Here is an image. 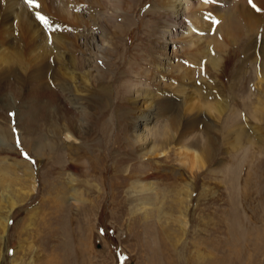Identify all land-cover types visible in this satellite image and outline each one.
<instances>
[{
  "label": "rangeland",
  "instance_id": "374dc122",
  "mask_svg": "<svg viewBox=\"0 0 264 264\" xmlns=\"http://www.w3.org/2000/svg\"><path fill=\"white\" fill-rule=\"evenodd\" d=\"M163 1L125 0L115 19L119 29L108 33L87 14L94 37L87 47L102 45L111 53L95 60L87 51L70 50L92 64L85 67V87L79 65L65 67L75 91L95 110L84 124L75 120L84 131L78 136L57 135L43 117L37 119L41 129L27 134L22 113L36 85L0 82V128L10 130L9 140L0 141V264H264V84L254 66L264 9L251 31L256 24L238 23L242 0H206L195 15L204 17L202 36L216 33L220 42L215 36L214 46L201 40L188 47L180 40L189 19ZM257 3L248 0L247 6L256 9ZM220 25L229 26L227 35L217 32ZM10 29V36L0 37V58L13 57L10 47L21 36ZM105 34L112 35V47L103 43ZM25 39L37 41L33 53L48 43L35 35ZM13 65L25 76L27 65ZM177 88L184 90L180 97ZM137 97L144 107L168 105L147 124L143 151L128 144ZM210 106L218 111L206 114ZM157 131L164 143L151 152L159 145ZM53 141L59 154L48 151ZM72 153L76 171L68 167ZM27 169L31 179L24 176ZM143 183L152 185V194Z\"/></svg>",
  "mask_w": 264,
  "mask_h": 264
},
{
  "label": "bare ground",
  "instance_id": "6f19581e",
  "mask_svg": "<svg viewBox=\"0 0 264 264\" xmlns=\"http://www.w3.org/2000/svg\"><path fill=\"white\" fill-rule=\"evenodd\" d=\"M183 1L187 2V5H185ZM199 1L200 2L197 5L196 3L198 2V0H164L163 3L161 2V4L162 6L166 8L171 7L173 10H175L177 6H179L178 8H181V11H183V15L187 19H189L188 29L182 28V30L184 31L185 37L184 39L182 38L183 40H180V41L182 42L184 41L183 42L184 45L188 47H190L191 45H194V47H196L199 41L204 40L205 44L208 45L209 47L214 46L213 38L215 36H216L214 38L215 42L216 43L220 42L219 39H216V38H219L216 33L212 37L202 36L203 29H201V27L205 25L203 24L204 17H202L199 20V18L195 15V13L197 12L194 11V9L205 8L207 6L206 5L207 3H206V0H199ZM258 1L260 2V3H257L258 7L254 9V8H248L247 6L248 0H242L244 7H241L243 8L242 11L240 9L241 13H240L238 23L239 24L241 23L243 25H246L248 23L250 26L251 25L253 26L256 24L255 27H250L251 31L252 30L256 31V27H257V24L259 22L258 20L260 17L259 9L261 7L264 9V0H258ZM24 4H27L29 6V9H27L24 6ZM124 4H125V0H34L33 4L31 5L29 3H26L25 0H0V37L7 36L8 33H9L8 36H10L11 35L10 27L13 25L14 27H16V29L14 30L17 32V34L21 35L19 39L17 38L18 44L16 45L17 46L22 45L18 47L16 45H11L10 52H13V50H15L13 57L12 56L10 57V53L9 54L5 53L3 57L0 58V65L2 67L0 70L1 72L0 82L6 78H9L12 80L14 79L15 81L14 83L20 86H23L25 84H30V83H32L33 85H36L35 88L31 89V91L35 95L33 98L30 97L29 101H27L25 110L22 113L24 116V119L26 117L25 122H23L24 124H22V127L24 130H26L25 132L27 134L28 132L34 131V129L35 130L41 129L38 126V123L40 121L39 122L37 121L39 117L41 118L43 117V119L46 121L47 124L50 123V126L54 127V130L57 133V135L58 133H63L64 131L65 133H67V131H69L73 135L78 136L82 132H84L80 130L81 126L78 127V124H75V120L77 119L79 124L80 123L84 124V121L87 122L91 118H93L95 116V113H94L95 110L91 106L93 103L90 101H87L88 99L85 96L80 95L79 94L80 90L78 91L79 93L75 91V89L77 88L74 85L75 79H73V77L71 76L70 70H68L67 72L65 67L68 63H70L71 66L73 67H75L76 65H79L78 68H80L79 69L80 72L77 71L78 73L77 72L76 73L77 75L79 74L81 76V83L83 84V87H85L86 72H87V70H85V67L86 68L87 66L90 67L92 64L90 62H87L83 58H79L77 56L78 54H76L74 51L76 52L79 51L81 53L87 51L90 53L91 56H94L95 60H98V59L101 60V58L106 60L110 56V53H111L109 48H103L102 45L98 47V49H94L95 47L92 49L87 47L89 45L87 43L88 40L90 38L94 39L93 33H92L93 25L90 24V20H88L87 14L91 15L90 18H92V21H94L98 25L99 29L105 30V32L108 33V28L112 29V27H114V30H115V27H116L119 29V23L116 22L115 19L116 17H118L117 14H120L122 11L124 12V9H123ZM78 7H81L87 10L82 11L83 9L82 10L78 9ZM190 7H191V10H190ZM36 9H39V10H36ZM245 9H247L246 10L247 15L245 14L246 16L242 14L243 12H245L244 11ZM199 13L204 15L206 12L201 11ZM38 16H41V17L44 16L46 23H42L40 20H38L37 18ZM226 23L228 25L230 24L228 21L225 22V25ZM225 25L224 26L220 25L217 29V32L225 33V35H227L229 26L227 27ZM176 26L179 29L181 28L180 25H176L174 22V28ZM165 27L168 28L169 26H165ZM174 28L170 32L174 33L177 30ZM166 30H169V29H166ZM231 31L232 30L230 29V32ZM176 33H178V31ZM30 35L39 36L42 39H45L48 41V43L44 44L43 47L41 46L43 48L41 51L39 50L40 48L37 49L40 52L35 51V53H33V48L35 49V45L37 42L35 41L34 43L35 38L33 36L32 37L34 39L31 40L30 45L29 43L26 42L25 38L28 36L30 37ZM105 35L106 36H105V39H103V43H106L108 46L112 47V45H114L112 38H111L112 35L110 34H105ZM79 39H82L83 41L80 43ZM206 45H204V47H206ZM254 46L256 47L255 53L258 56V58H256V61L254 63L255 73L257 74V77L259 79L258 81L259 84H264V39L262 38L257 39ZM67 48L68 50H66ZM165 48H166L165 46L164 47L162 46V48L160 49L165 50ZM71 49H74V51L71 52L70 51ZM195 49L196 48H194V50ZM200 49H204V48L200 47ZM182 54L185 55L186 52L185 54L182 52ZM12 59L15 60V63H13L12 61H11L12 63L11 62L9 63V61ZM13 64H17L18 66H21V67L27 65L28 67L23 68L25 69V72H27L25 76H22L21 74H19L17 67H14L15 65ZM189 73L190 72L188 71H186L185 73L182 72L181 77L185 78L187 77ZM151 77H154V76L151 75ZM47 79H48V82H47ZM184 85H181V86L183 87ZM137 89H139V87ZM263 90H264V87L263 85H261V96L264 95ZM176 92H177V96H179L178 93L184 94L183 88H177ZM134 94L138 96L139 94L138 90L134 91ZM92 95L94 94L91 93V96ZM148 98L149 97L147 95V99ZM151 99H153V97H150L149 101H151ZM48 103L51 104V107H53L54 109L50 110V107H49L48 108L49 110L48 109L45 110L46 107L44 106ZM132 103H133L132 105L135 106L134 108L136 110V113H135V118L132 120L130 124L131 130L127 131L129 132V136H130L129 137L130 140L128 144L134 145L136 149L139 147L138 150L143 151L146 149L145 148L146 142H149L147 139V136L145 135V132H146L145 129H146L147 124L153 120L154 115H157L158 112L159 114L163 113L167 109L165 107H167L168 105L163 103L162 101H157L156 104L152 102L149 104L148 107H144L143 105H139L140 103H138V97L134 99ZM199 108L200 106L198 105V109ZM217 111H218V107L210 106L208 110L206 111V114L211 113V112L216 113ZM56 119L58 120V122L55 121ZM198 121L200 120H197V124H198ZM168 127H171V125ZM4 129L5 128L3 129L0 128V133L2 131L4 132V134L0 135V141L7 142L9 140L8 138L10 135L8 131L10 130L9 129L4 130ZM33 133L36 134L38 132L35 131ZM160 133H162V135H160ZM153 134H154L153 135L154 138L158 137L157 142L159 143L160 146L159 145L152 146L151 152L153 150L157 151V148L161 147L164 143V133L163 132L157 131V132H154ZM47 147H48L49 153L51 154H57L60 151V147L58 146V144L56 145L54 141L50 142L47 145ZM74 147L75 146H73V148ZM73 148L70 145L68 146L67 150H73ZM79 148H80L79 146L78 148L76 147L75 149L77 151L76 154H79L78 153ZM75 159L76 158L74 157V154H73V157L71 156L72 163L68 165L70 171L71 170L76 171L79 169V164L74 163ZM30 174H32L31 170L27 169V171L24 173V176L27 178H30ZM69 176H73V174ZM31 177L33 178V176ZM68 183L69 184L67 185L71 193L73 195H76V191H75L76 187H74L75 186L74 180L70 178ZM142 187L146 189L149 193L151 194L153 193V187L150 183H143ZM52 199L55 200L54 198ZM3 230H5L4 226H3Z\"/></svg>",
  "mask_w": 264,
  "mask_h": 264
},
{
  "label": "snow or ice",
  "instance_id": "6c2138e0",
  "mask_svg": "<svg viewBox=\"0 0 264 264\" xmlns=\"http://www.w3.org/2000/svg\"><path fill=\"white\" fill-rule=\"evenodd\" d=\"M25 2L29 3L31 5V4H33L34 0H25ZM37 18L40 19L42 23H46V21L44 20L43 17L38 16Z\"/></svg>",
  "mask_w": 264,
  "mask_h": 264
}]
</instances>
